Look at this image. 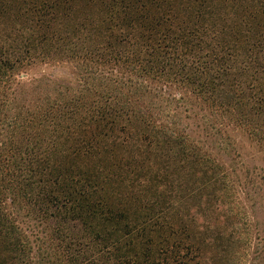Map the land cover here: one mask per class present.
Wrapping results in <instances>:
<instances>
[{
    "label": "trees",
    "instance_id": "1",
    "mask_svg": "<svg viewBox=\"0 0 264 264\" xmlns=\"http://www.w3.org/2000/svg\"><path fill=\"white\" fill-rule=\"evenodd\" d=\"M231 131L264 156V0H0V264H201Z\"/></svg>",
    "mask_w": 264,
    "mask_h": 264
},
{
    "label": "rangeland",
    "instance_id": "2",
    "mask_svg": "<svg viewBox=\"0 0 264 264\" xmlns=\"http://www.w3.org/2000/svg\"><path fill=\"white\" fill-rule=\"evenodd\" d=\"M220 141L227 153L216 144V154L235 170L230 179L238 196L214 197L225 212L217 222L216 212L204 209L205 197L190 196L183 201L189 231L197 242L205 241L197 260L201 264H264V156L251 138L238 131L218 137ZM202 228L209 230L203 233ZM216 229L225 233L223 242H216Z\"/></svg>",
    "mask_w": 264,
    "mask_h": 264
}]
</instances>
